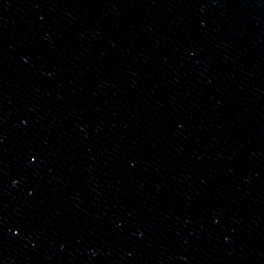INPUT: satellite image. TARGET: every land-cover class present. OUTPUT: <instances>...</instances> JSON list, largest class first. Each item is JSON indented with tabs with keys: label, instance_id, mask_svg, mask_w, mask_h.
I'll return each instance as SVG.
<instances>
[{
	"label": "water",
	"instance_id": "obj_1",
	"mask_svg": "<svg viewBox=\"0 0 264 264\" xmlns=\"http://www.w3.org/2000/svg\"><path fill=\"white\" fill-rule=\"evenodd\" d=\"M0 264H264V0H0Z\"/></svg>",
	"mask_w": 264,
	"mask_h": 264
}]
</instances>
